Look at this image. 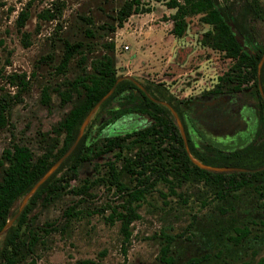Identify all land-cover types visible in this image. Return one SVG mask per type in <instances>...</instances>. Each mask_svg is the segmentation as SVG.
Segmentation results:
<instances>
[{
    "label": "rangeland",
    "instance_id": "1",
    "mask_svg": "<svg viewBox=\"0 0 264 264\" xmlns=\"http://www.w3.org/2000/svg\"><path fill=\"white\" fill-rule=\"evenodd\" d=\"M123 1L0 0V95L11 98L6 121L0 125V156L13 141L29 144L38 155L41 137L53 134L55 125L80 101L73 93L71 101L62 103L56 88H64L67 79L93 72L102 55L112 54L117 83L126 80L113 97L94 108L84 125L90 158L80 164L77 177L52 198L38 200L30 211L39 241L31 251L23 250L16 264H28L32 258L34 264H81L83 259L165 264L158 257L168 238L172 264L191 257L198 258L196 264H256L264 257V195L258 196L253 186L264 183V174L225 199H217L214 188L193 175L178 180L172 174L169 181L153 183L136 205L140 216L131 222L127 243L120 221L106 220L111 206L124 199L107 181L108 161L120 169L123 157H133L138 143L132 132L153 121L141 109L145 96L177 112L186 139L210 165L264 168V109L258 95L259 90L264 100V66L257 65L248 86L236 90L240 66L216 48L217 28L203 20L206 11L188 10L183 33L177 35L172 32L176 8L167 7L165 0H142L148 10L129 15L123 26L111 30L109 15ZM214 1L244 50L264 49V0ZM22 9L29 16L18 27L16 18ZM64 38L82 40L86 59L79 61L81 53L75 54L66 70L57 73L53 67L61 57ZM48 53L52 59L45 63L41 56ZM14 72L26 73L30 79L26 89L17 91L9 82ZM44 86L50 95L48 104L41 99ZM115 135L123 136V156L101 150ZM125 171L121 180L132 185V175ZM25 193L17 198L8 220ZM70 206L78 213L69 214ZM15 220L0 232V251ZM244 225L250 232L235 244L229 235L235 226Z\"/></svg>",
    "mask_w": 264,
    "mask_h": 264
},
{
    "label": "trees",
    "instance_id": "2",
    "mask_svg": "<svg viewBox=\"0 0 264 264\" xmlns=\"http://www.w3.org/2000/svg\"><path fill=\"white\" fill-rule=\"evenodd\" d=\"M165 4L169 8H176V11L172 13V32L177 35L183 33L185 25L184 15L188 10L196 13L206 11V14L203 15V20L212 23L217 28L216 48L224 51L234 59L238 64L237 66H240L234 88L241 90L244 86H248L251 74L254 76L256 74L257 65L264 49L254 53L244 50L237 40L229 21L225 19L214 0H184L183 4L179 0H165ZM145 10H148V7H143L142 0H124L115 13L109 15L112 19L108 23L109 29L113 30L114 26H123L129 15ZM28 16L27 9L19 11L16 18L18 27L24 25ZM113 20L115 25H113ZM83 46L82 40L64 38L62 54L59 61L54 65V70L57 73H63L74 55L82 52ZM41 58L45 62L46 58L51 60L52 56L48 53L41 56ZM78 59L79 61H84L86 58L81 53ZM244 66H249V69H245ZM263 66L264 61L262 63ZM95 67L93 72L67 79L64 88H56L62 103L71 101L73 93L80 101L77 104L75 102L66 116L55 125L53 134L41 137L42 151L38 155H35L29 144L19 141H13L3 149L0 156V230L8 220L17 198L28 191L45 171L68 150L76 137L77 127L83 118L115 82L117 77L114 73L112 54L102 55ZM8 77L9 82L16 85L17 91L26 89L30 84V79L26 73L14 72ZM125 81L117 83L111 94L102 103L113 97L119 91V85ZM243 82L247 83L243 85ZM254 83L257 84L256 78ZM258 95L264 109V100L259 90ZM10 99L5 94L0 95V125L6 121V114L11 105ZM41 99L45 104H48L50 100L48 87L46 86L41 90ZM143 102L144 106L141 109L148 113L153 121L132 132L134 141L138 143L133 157H123L125 162L120 169L116 167L114 162L108 161L107 181L113 184L120 193L124 194V199L120 205L111 206V210L105 218L108 222L120 221L123 243H127L130 238L131 222L140 216L136 205L148 188L157 181H169L172 174H175L178 180L187 179L193 175L210 184L214 188V196L217 199H225L245 186L251 185L254 179L264 174V168L257 171L250 169L215 171L200 167L189 157L180 128L171 110L165 104L150 98L144 99ZM84 139L85 133L82 134L72 152L64 158L59 166L29 197L5 236L4 245L0 251V264H16L23 250L28 249L31 251L33 246L39 241V234L34 230L33 219L29 213L38 200L52 198L58 191L64 190L71 179L77 177L80 164L90 158V154L87 151L89 147L85 145ZM187 140L194 157L203 163L212 164L193 150L188 137ZM116 148L117 150L114 151ZM101 150L113 151L115 156H123V136L115 135L107 138ZM72 154H74V157L70 161L69 158ZM67 163L68 165H66ZM62 167L65 168L56 176V172ZM125 170L132 175V185L121 180L120 176ZM86 183L87 180H84L81 185L84 187L87 185ZM253 187L258 192V196L264 195V183L255 184ZM77 190L82 191L81 189ZM67 212L71 215L78 213L73 206H70ZM249 232L247 225L235 226L229 238L235 244H238L248 236ZM170 243L171 241L168 238L160 247L158 258L165 264L174 262V256L169 253ZM123 251H126V247H123ZM197 261L198 258L191 257L183 264H196ZM80 263L111 264L92 259H83ZM28 264H34L33 258ZM121 264H126V262L123 261ZM256 264H264V257Z\"/></svg>",
    "mask_w": 264,
    "mask_h": 264
},
{
    "label": "water",
    "instance_id": "3",
    "mask_svg": "<svg viewBox=\"0 0 264 264\" xmlns=\"http://www.w3.org/2000/svg\"><path fill=\"white\" fill-rule=\"evenodd\" d=\"M264 61V52L258 62V66H260ZM122 78V77H121ZM120 78L116 79L115 82L113 83V85L110 87V89L97 101V103L90 109V111L87 113V115L84 117L83 121L81 122L80 125V129L79 132L76 136V139L74 140V142L72 143V145L68 148V150L61 155L46 171L45 173L30 187V189L25 193L23 201L18 209V211L14 214V216L10 219L7 220L6 223L4 224V226L2 227V229L0 230V232H2L8 225L9 222H12L14 219H16V217L19 215L20 211L22 210V208L24 207V205L26 204V202L28 201L29 197L33 194V192L37 189V187L59 166V164L64 160V158L71 152V150L73 149V147L75 146V144L78 142L79 137L82 134V129L84 127V125L86 124L87 120L89 119V116L91 115L92 111L94 110V108L101 102H103L104 99H106L111 92L113 91L117 81ZM162 102V101H161ZM165 105H167V107L171 110V112L173 113L178 126L180 128L182 137H183V141H184V146L186 148V151L189 155V157L191 158V160L196 163L197 165H199L202 168H206L209 170H215V171H230V170H247V168H243V167H235V166H215V165H210V164H206L203 163L202 161H200L199 159L195 158L194 156L191 155L188 144H187V139H186V135H185V131L182 125V122L177 114V112L169 105L166 104L165 102H162ZM264 167V166H263Z\"/></svg>",
    "mask_w": 264,
    "mask_h": 264
},
{
    "label": "flooded vegetation",
    "instance_id": "4",
    "mask_svg": "<svg viewBox=\"0 0 264 264\" xmlns=\"http://www.w3.org/2000/svg\"><path fill=\"white\" fill-rule=\"evenodd\" d=\"M148 98H149V97H148ZM148 98H147V96H145V97H144V98H142V99H148Z\"/></svg>",
    "mask_w": 264,
    "mask_h": 264
}]
</instances>
